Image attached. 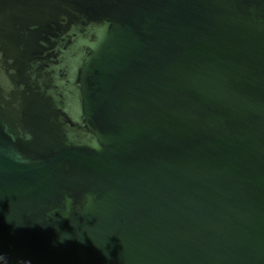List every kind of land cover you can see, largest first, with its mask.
<instances>
[{"label": "water", "instance_id": "obj_1", "mask_svg": "<svg viewBox=\"0 0 264 264\" xmlns=\"http://www.w3.org/2000/svg\"><path fill=\"white\" fill-rule=\"evenodd\" d=\"M0 264H264V0H0Z\"/></svg>", "mask_w": 264, "mask_h": 264}]
</instances>
